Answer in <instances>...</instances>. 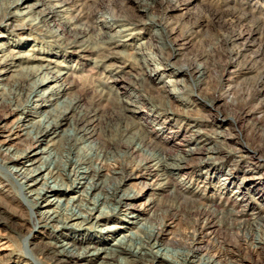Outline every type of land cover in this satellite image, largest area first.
I'll return each mask as SVG.
<instances>
[{
	"label": "bare ground",
	"instance_id": "bare-ground-1",
	"mask_svg": "<svg viewBox=\"0 0 264 264\" xmlns=\"http://www.w3.org/2000/svg\"><path fill=\"white\" fill-rule=\"evenodd\" d=\"M3 1L0 0V106L6 112L0 118V194L9 196L17 188L21 201L29 207V221L34 228L50 229L47 240L34 245L48 264H264V198L258 193V187L264 185V173L257 176L255 167L250 168L257 163L264 165V158L256 157L255 151L251 153L239 143L228 146L224 140L235 135L217 129H213L212 137L191 136L173 142L181 132L168 129L176 107L165 92V84L173 86L168 94L172 92L175 99L183 94L188 87L176 77L188 73L184 65L177 66L176 71L170 69L168 74L174 79L157 87L159 106L153 104L151 95L142 92L143 87L150 89L156 69L165 70L155 63L150 64L155 70L147 66L144 48L151 50L152 59L160 65L176 66L170 60L177 53L170 48L163 51L168 47L163 39V24L151 18L138 25L153 28L151 38L155 43L148 47L143 41L135 46L132 58L138 73L128 87L119 85L123 70L108 62L111 57L88 59L92 69L106 76L105 81L92 85L97 86V99L124 120L122 127L110 130L99 127L102 114L97 108L84 105L80 95L71 93L74 83L68 80L77 69L67 57H88L103 47L114 55L126 40L115 43L117 38L130 35L137 23L103 16L104 20L93 24L92 13L70 14V7L82 8L84 3ZM38 7L40 11L35 10ZM235 12L226 13L225 19L224 15L219 17L238 24L244 14L238 16ZM64 13L69 14L62 18ZM59 16L62 25L55 27L52 23ZM12 21L17 22L10 25L8 33L1 26H9ZM71 25L82 30V35L72 40L68 55L42 51L43 42L30 34L17 37V32H40L41 26H50L48 36L60 38ZM93 33L98 38L89 41ZM196 74L202 77L204 69L197 66ZM20 79L27 81L26 87L18 86ZM198 83L196 79L194 85ZM251 90L252 97L256 96L258 92ZM243 93L237 94L239 99ZM144 104L150 112L143 118ZM190 110L186 107L183 113ZM140 116L142 120L138 121ZM198 128L190 125L196 135L201 132ZM158 138L163 139L162 145ZM134 152L141 157L134 164H113ZM255 159L258 162L252 163ZM230 161L247 170L242 171V179L224 205L216 210L182 195L191 204L184 213L194 218L191 230L179 239L173 235L164 241L169 225L160 214L166 211H156L155 200H163L167 207L177 210L174 195L190 187L177 175L190 166L196 170L206 167V175L201 185L184 191L198 193L200 188H212L224 197L237 178L231 168L219 178L217 174L225 165L230 166L224 163ZM153 176L155 183L140 186L141 181ZM148 190L156 192L157 197L144 199ZM163 191L168 193L166 199ZM217 228L219 235L209 237ZM4 245L0 241V264L4 261ZM27 245L24 248L28 254Z\"/></svg>",
	"mask_w": 264,
	"mask_h": 264
},
{
	"label": "rangeland",
	"instance_id": "rangeland-1",
	"mask_svg": "<svg viewBox=\"0 0 264 264\" xmlns=\"http://www.w3.org/2000/svg\"><path fill=\"white\" fill-rule=\"evenodd\" d=\"M6 1L7 0H4L3 3ZM57 1L59 0H52L51 2L54 4ZM65 1H69L71 4L76 3V5L84 3L82 8L70 7L69 12L71 15H78L81 11V14L84 16L92 13L93 16L95 15L90 19L93 24H98L99 21L104 20L103 16H111L120 20L126 19L127 21L137 23V27L135 26L133 30L130 31V35L117 38L115 43H119L120 40H126L121 42L122 45L119 46V48H116L117 52L114 53V55L107 47H103L95 52H91L88 57L83 56L76 58L74 54H72L73 57H67V59L70 58L69 64H74L77 69L74 70L73 75L70 76L68 80L74 83L71 93L80 95L81 98L84 99V105L95 107L102 114L99 127H106L112 130V128L118 126L122 127L124 125V120L119 113H112L110 109L103 106L104 103L102 100L97 99L98 92L96 85L99 81H105L106 76L92 69L88 59L92 57L102 58V56L105 55L111 57L108 62L117 64L119 67H122L123 70L120 74L122 80L119 85L128 87V83L132 76L138 73V69L132 58V51L135 50V46L143 41L146 42L148 47L155 43L151 38L153 28L148 25H144L143 27L138 25L140 22L154 18L157 22L162 23L165 29V32H163V39L168 47L163 51L168 52L170 49H173V51L177 53L175 57H171L170 60L176 66L165 67L160 65L156 59H152L151 50L144 48L142 52L143 56H148L146 62L147 66L155 70L156 67L152 68V65H150L155 63L165 70H155L150 86L156 88L152 90L150 87V90L143 87V94L151 95L154 101L153 104L156 105L157 103V106H159L161 95L158 93L159 88L157 87L162 86L164 84L163 81L166 82L170 79H174V77L168 74L170 73V69L171 71H176L175 68L177 66L184 65L189 70L186 75H176V79L185 83L188 87L185 88L183 94L177 96V99L172 97V92L168 94L169 89L173 90V86L165 84V92L167 91V95H169V98L171 97L172 105L176 107V110L170 115L171 120L168 122V129L181 132L177 138L173 139V142L184 137V139H187L191 136L202 139L209 136L212 137L213 129H217L226 133L231 132L235 135L234 137L228 136V138L224 140V142H227L226 144L228 146H235L239 143L238 145H242L249 149L251 153L255 151L256 157L264 158V0ZM30 2L31 1L28 3ZM149 2H151L152 6L151 4L149 5ZM146 6L148 9L144 10ZM40 8L41 7H38L35 10L40 11ZM234 10L237 11L235 13L238 16L244 14L242 21L238 24L228 23L229 21L224 22L226 18L225 14ZM97 13L100 15L98 16ZM66 14L67 13H64L61 17H67L69 13ZM219 15H224L222 16L224 19H220L221 17H219ZM61 17L59 16L56 21H53L52 24L55 25V27L58 24L60 26L62 25V22H60L62 19ZM218 17L219 19H217ZM83 21L85 20H80L76 24L80 25ZM15 22L17 21L10 22L11 24H9V26L1 27L6 29L9 33L10 30L8 29H10V25ZM49 27L41 26L40 32H17L19 34L17 37H26L30 34L32 37L35 36L43 42L41 48L45 50L42 51H57L59 54L66 53V55H68L69 52H67V49L72 40L82 35V30L75 27V25H71L70 28H67L65 32H63L60 38H52L48 36ZM84 38L80 39L82 40ZM96 38H98V34L96 35V33H93L89 41H93ZM152 51L156 50L152 49ZM197 66L204 69V74L200 78H197ZM162 74L163 76L161 77ZM196 79L199 80V83L194 85ZM93 84L96 85L92 86ZM21 85L26 87L27 81L20 79L18 86L22 87ZM252 88L253 91L256 90L258 92L254 97H252ZM130 90L133 93L139 94L137 90ZM242 91H244L243 96L239 99L237 94ZM210 100H212L211 103ZM186 107L191 108V112H188L189 115L183 113V109ZM142 108V113H144L142 117L144 118L150 111L148 110L147 104H144ZM5 112L6 109L0 106V118ZM160 119L163 120V117ZM137 120H142L141 116L137 117ZM190 125L199 127L198 130L200 129V134L196 135L197 132L190 131ZM157 142L162 145L161 143L164 141L158 138ZM116 150H118V148L114 151ZM140 158V155L134 152L130 157L123 158L125 162L123 159H120V161H114L113 164L115 163V165L119 167L123 165L124 167L134 164ZM257 162L258 161L255 159L252 163ZM224 163L230 164V166L225 165L223 167L220 165V167L223 168L218 172L217 178L221 177L222 173L226 172L229 168L233 170L237 178L234 184L229 187V190L225 192L226 195L224 194V197L217 195L212 188L206 190L200 188L201 190H199L198 193L184 191V189H194V187L201 185V181L206 175V167H200L199 170H196V168L190 166L177 175V179L183 178L186 184L190 185L189 188H181L182 190L174 195L175 199H173L176 207H178L177 210L179 209L178 211L174 207H167L163 200L162 202L155 200L156 211H166L165 214H160L169 225L167 227V232L163 235L164 241H166V237H171L173 235L179 239L183 236L184 232L191 230L194 218L184 215L185 211L191 207V204L185 202L183 199L184 196L182 195L188 198L192 197V199H194L193 201L196 200V202L202 203L212 209L216 208V210L218 207L220 209V206L224 205L228 195L242 179V171L247 170V167H238L231 161ZM253 167H255V171H258L256 173L257 176L264 173L263 164L257 163L254 166H250V168ZM172 181L174 182V180ZM144 182L155 183V178L154 176L148 177L147 180L141 181L142 184L140 183V186L143 185ZM202 193H205L203 197H201ZM258 193L264 198V185L258 187ZM161 194L164 195L162 196L163 199H166L168 196V193L165 191ZM8 195L9 196H4L0 194V241L5 242V248L1 250V254L5 255L4 261L1 264H16L23 262H27L26 264H37L38 262V264H48L39 253L38 247L34 245L35 243L46 241V237L51 233L50 229L42 227L34 228L33 223L29 221L31 220L29 207L25 202L21 201L22 197H19L21 195L17 188L13 189ZM148 197H157L156 192L148 190L144 194V199ZM241 203L242 202H238L239 205ZM218 232L217 228L216 232H212L208 234V236H218ZM25 244H28V254L26 248H24ZM29 253H32V255Z\"/></svg>",
	"mask_w": 264,
	"mask_h": 264
}]
</instances>
